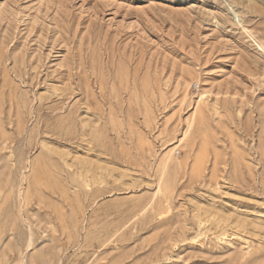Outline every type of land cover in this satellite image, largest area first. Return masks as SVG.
I'll return each mask as SVG.
<instances>
[{
    "label": "rangeland",
    "instance_id": "374dc122",
    "mask_svg": "<svg viewBox=\"0 0 264 264\" xmlns=\"http://www.w3.org/2000/svg\"><path fill=\"white\" fill-rule=\"evenodd\" d=\"M0 264H264V0H0Z\"/></svg>",
    "mask_w": 264,
    "mask_h": 264
}]
</instances>
